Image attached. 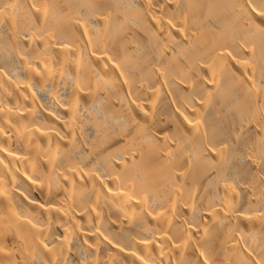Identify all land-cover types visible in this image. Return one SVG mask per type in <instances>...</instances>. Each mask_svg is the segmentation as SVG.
Masks as SVG:
<instances>
[{
    "label": "bare ground",
    "instance_id": "6f19581e",
    "mask_svg": "<svg viewBox=\"0 0 264 264\" xmlns=\"http://www.w3.org/2000/svg\"><path fill=\"white\" fill-rule=\"evenodd\" d=\"M0 264H264V0H0Z\"/></svg>",
    "mask_w": 264,
    "mask_h": 264
}]
</instances>
